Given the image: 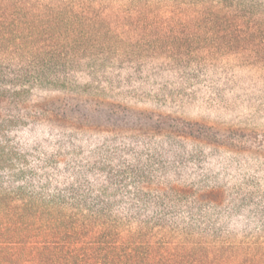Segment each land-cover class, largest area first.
Masks as SVG:
<instances>
[{"label": "trees", "instance_id": "1", "mask_svg": "<svg viewBox=\"0 0 264 264\" xmlns=\"http://www.w3.org/2000/svg\"><path fill=\"white\" fill-rule=\"evenodd\" d=\"M211 51L256 62L264 0H0V264H210L201 238L264 264V169L222 155L264 158V131L182 114L264 117Z\"/></svg>", "mask_w": 264, "mask_h": 264}, {"label": "rangeland", "instance_id": "2", "mask_svg": "<svg viewBox=\"0 0 264 264\" xmlns=\"http://www.w3.org/2000/svg\"><path fill=\"white\" fill-rule=\"evenodd\" d=\"M257 53L258 54L255 55L256 62H252L250 59H244L243 55L247 54H240V56H237L235 53L230 55L233 56V59L227 61L226 59L220 60L219 54H222L221 52L211 51L208 58L198 56L196 60L199 61L195 63L197 66H204V68L210 64L208 66L210 71L216 72L217 75L222 76V86H217V88L223 90V95L228 98L229 104L234 105L236 103H241L242 107L247 106L248 109H253L255 106L256 108L264 109V52L259 51ZM195 63L192 65L196 67ZM210 78L212 77H208L207 81H210ZM77 99H79V97H77ZM213 99L215 100L216 98L213 97ZM151 105L150 108H153L154 105ZM147 107L146 104L131 106L129 110L130 113L122 120L129 121L131 124H149V122H156L157 116H160L161 113L155 109L148 110ZM238 109H241V107H238ZM137 111L147 112L150 114V119L144 121L142 117L138 116ZM247 113L252 114L250 116ZM182 114L191 121L200 122L201 124L210 127L212 131L220 132L221 134H224V132L231 128H235V126H237V128L254 126V128L264 131V117L260 118L262 112L260 110L257 111L256 109H253L252 111L248 110L243 116L237 118L233 117L228 109L217 107L216 105L206 107L196 104L183 109ZM116 122L119 123L121 121L118 120ZM194 145H196V143L191 144V146L196 149ZM222 155L226 157L224 160H228V162H237L246 166L252 164L255 166V164H258L259 168L264 169V158H260L256 155H250L247 153H222ZM214 156L212 157L215 158L216 156ZM201 242H206L205 244L203 243L205 249L204 252L202 251L197 255H199L198 257H202L204 254H207L209 261H211L210 264H250L259 260V256L254 251L247 255L244 253L245 250L243 249L220 247L225 241L217 243L201 238Z\"/></svg>", "mask_w": 264, "mask_h": 264}]
</instances>
